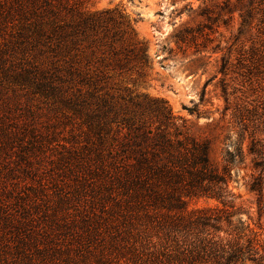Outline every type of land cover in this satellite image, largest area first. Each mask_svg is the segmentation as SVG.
<instances>
[{
    "label": "rangeland",
    "instance_id": "1",
    "mask_svg": "<svg viewBox=\"0 0 264 264\" xmlns=\"http://www.w3.org/2000/svg\"><path fill=\"white\" fill-rule=\"evenodd\" d=\"M259 3L88 0L85 7L94 22L76 45L62 47L57 56L49 51L28 54V61L40 69L59 70L61 80L43 93L15 78L22 57L11 51L9 33L2 34L0 127L20 132L33 127L51 136L29 161L22 160L17 143L0 141V263L18 259V238L59 241L60 224L88 207L102 186L104 166L97 157L107 159L117 129L105 123L96 100L82 103L78 96L88 89L120 115L149 118L153 114L147 104L165 102L184 132L208 142L209 158L219 168L226 148L233 151L237 129L232 114L243 103L252 115L255 146L261 148L264 80L246 82L238 64L240 55L262 38L258 19L264 9ZM248 144L246 139L243 162L230 166L229 188L239 208L233 220L249 225L264 247V206L258 209L256 196L246 186L255 159L246 152ZM215 205L199 200L189 207Z\"/></svg>",
    "mask_w": 264,
    "mask_h": 264
},
{
    "label": "trees",
    "instance_id": "2",
    "mask_svg": "<svg viewBox=\"0 0 264 264\" xmlns=\"http://www.w3.org/2000/svg\"><path fill=\"white\" fill-rule=\"evenodd\" d=\"M87 1L0 0V38L9 33L11 51L24 60L16 65V79L42 93L53 89L61 80L59 70L40 69L28 61V54L49 51L57 56L62 47L76 45L94 22ZM260 2L264 9V0ZM240 20L242 26L241 15ZM258 23L262 35L258 46H251L238 61L246 82L264 80V10ZM80 82L95 86L89 80ZM78 97L82 103L96 100L105 123L117 129L107 159L97 157L104 166L103 184L93 192L88 207L60 224L59 241L18 238V259L0 264H264V247L253 229L233 220L239 208L229 188L230 166L243 162L246 139V152L255 158L246 186L256 196L258 209L264 206V144L255 146L252 115L243 103L232 114L237 129L233 151L226 148L219 168L209 158L208 142L184 132L165 102H149L153 115L146 118L114 112L90 89ZM33 129L0 127V141L17 143L22 160L29 161L51 136ZM199 200L216 205L189 207Z\"/></svg>",
    "mask_w": 264,
    "mask_h": 264
}]
</instances>
